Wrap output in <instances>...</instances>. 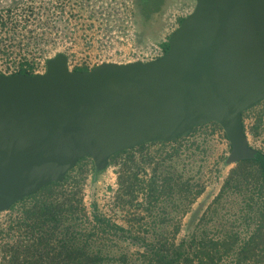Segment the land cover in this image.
Listing matches in <instances>:
<instances>
[{"label": "water", "instance_id": "1", "mask_svg": "<svg viewBox=\"0 0 264 264\" xmlns=\"http://www.w3.org/2000/svg\"><path fill=\"white\" fill-rule=\"evenodd\" d=\"M196 1L155 59L71 70L58 53L43 73H0V213L85 157L102 172L211 122L231 143L227 164L256 156L243 113L264 100V0Z\"/></svg>", "mask_w": 264, "mask_h": 264}, {"label": "rangeland", "instance_id": "2", "mask_svg": "<svg viewBox=\"0 0 264 264\" xmlns=\"http://www.w3.org/2000/svg\"><path fill=\"white\" fill-rule=\"evenodd\" d=\"M32 1L25 0V3ZM36 1L42 7V27L35 30L36 35H41L40 44L28 43L22 35L13 40L1 31L0 70L14 72L26 53H30L35 69L42 71L47 69V59L58 53L68 56L72 69L93 68L103 62L149 61L197 4L196 0H150L144 6L137 0ZM3 2L7 4L10 0ZM261 105L260 102L252 107L260 109L255 110L258 116L251 131L254 133L251 145L255 148L262 145L264 137ZM230 152L231 144L224 129L211 122L194 128L178 140L147 143L132 153V159L123 154L111 160L95 180L94 161L91 157L81 159L67 173L64 185L54 189L57 199L74 205V214L67 204L64 222L49 245L51 253L59 249L63 231L93 232L88 247L102 250L101 264H142L143 251L151 246L155 231L163 230L170 236L177 223L180 224L177 241L184 238L189 233L188 221L196 210L197 221L202 219L211 224V234L221 231L214 226L219 214L225 220H235L232 227L246 237L253 231L254 223L250 230L241 226L238 218L243 214L239 209L242 195L234 193L233 186L226 190L218 213L210 209L233 169L239 170L236 163H226ZM131 172L135 178H130ZM151 180L158 189L152 197L148 193ZM70 186L78 192L72 200L73 192L67 191ZM253 194L257 199H264V193ZM34 202V198H26L0 213V264H7L5 251L18 243L21 212ZM95 215L104 219L108 227H103ZM73 216H78V220ZM10 226L12 229H8ZM33 239L31 232L23 238L27 245ZM122 254L128 258H121ZM232 260L224 257L222 264H230ZM181 264L186 262L182 260Z\"/></svg>", "mask_w": 264, "mask_h": 264}, {"label": "trees", "instance_id": "3", "mask_svg": "<svg viewBox=\"0 0 264 264\" xmlns=\"http://www.w3.org/2000/svg\"><path fill=\"white\" fill-rule=\"evenodd\" d=\"M41 8L36 0H33L31 4L25 3V0H10L9 3L4 4L3 0H0V32H7L13 40L22 35L28 43L40 44L41 35H36L35 30L37 27H42L40 25ZM163 48L165 52L169 49V41L163 44ZM33 68L34 63L30 58V53H26L19 63L18 71L34 74ZM77 69L91 68L76 67L74 70ZM225 135L228 138L226 133ZM146 145L141 144L119 152L111 160L123 154H128L132 159L134 157L132 153ZM236 165L239 170L233 169V174L231 173L226 180L221 192L210 205V209H215V213H218V205L222 202L226 190L233 186L236 191L234 193L242 195L243 205L239 203V209L243 211V214L241 218H238L241 226L250 230L254 223L253 231L246 237H242L240 231L232 227L235 220H225L218 214L214 226L221 231L213 235L210 233L211 224L202 219L197 221L198 210H196L188 221L189 233L184 238L177 241L180 227L177 223H174L176 229L170 236L163 230H156L151 246L143 251L142 264H181L182 260L186 264H222L224 257L228 256L233 259L230 264H264V199H257L256 194H253V192L259 195L264 193V152L258 150L254 158L238 161ZM99 173L95 168L94 180ZM133 176L136 177L135 173L131 172L130 178ZM67 180L68 174L63 181L52 182L26 197L34 198L35 202L21 212L17 227L19 230L18 243L4 253L9 262L7 264H101L104 259L102 250H90L88 247L91 238L94 237L93 232L71 234L69 231H63L59 238V249L54 254L51 253L53 251L49 247L50 242L54 239L55 231L63 224L68 211L66 210L68 202L57 199L54 189L58 186L62 187ZM134 184L135 182L132 183V187ZM72 188L70 186L67 190L73 192L70 200L78 194ZM157 191L154 181L151 180L148 187L149 196L152 197ZM40 195L42 198L39 197ZM68 206L74 214V205L70 203ZM73 217L76 221L78 220V216ZM95 218L103 227H108L104 219L97 215ZM154 224L157 226L158 222L155 221ZM27 232L34 235L33 243L30 245L23 240ZM121 258L126 260L128 256L122 254Z\"/></svg>", "mask_w": 264, "mask_h": 264}, {"label": "crops", "instance_id": "4", "mask_svg": "<svg viewBox=\"0 0 264 264\" xmlns=\"http://www.w3.org/2000/svg\"><path fill=\"white\" fill-rule=\"evenodd\" d=\"M261 103H262V105L260 108L264 109V100ZM255 110L257 111L260 109L259 108H257V109L250 108L243 113L244 128H245V132H246V135H247L249 140H251V135L254 134L253 132H251L252 129H254V123H255L254 119L258 116V114ZM263 117H264V115H263Z\"/></svg>", "mask_w": 264, "mask_h": 264}, {"label": "built area", "instance_id": "5", "mask_svg": "<svg viewBox=\"0 0 264 264\" xmlns=\"http://www.w3.org/2000/svg\"><path fill=\"white\" fill-rule=\"evenodd\" d=\"M165 53V51H164V48L163 47H161L160 48V52H158L157 54H155L150 60H152V59H155V58H157V57H160L161 55H163ZM69 64V63H68ZM70 67V66H69ZM76 68V67H75ZM74 68V69H75ZM71 70H74V69H72V68H70ZM19 65H18V67H17V69L14 71V72H12V73H7V72H5V71H2V70H0V73H4V74H14V73H19ZM46 70H36L35 69V67L33 68V73L35 74V73H43V72H45ZM263 126H264V123H263ZM264 134V133H263ZM249 143H250V145H251V140H249ZM262 145L260 146V147H258V148H256V149H258V150H261L262 152H264V137H263V141H262V143H261ZM252 146V145H251Z\"/></svg>", "mask_w": 264, "mask_h": 264}, {"label": "flooded vegetation", "instance_id": "6", "mask_svg": "<svg viewBox=\"0 0 264 264\" xmlns=\"http://www.w3.org/2000/svg\"><path fill=\"white\" fill-rule=\"evenodd\" d=\"M139 3H140V5H145L146 3H148L150 0H137ZM154 1V0H153Z\"/></svg>", "mask_w": 264, "mask_h": 264}]
</instances>
